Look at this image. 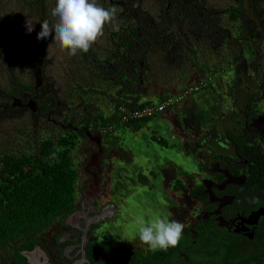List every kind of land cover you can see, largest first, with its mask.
Wrapping results in <instances>:
<instances>
[{
	"label": "rangeland",
	"instance_id": "374dc122",
	"mask_svg": "<svg viewBox=\"0 0 264 264\" xmlns=\"http://www.w3.org/2000/svg\"><path fill=\"white\" fill-rule=\"evenodd\" d=\"M253 1L232 18L234 0H97L117 9L119 31L106 25L73 56L52 37L37 39L40 22L58 19L56 0H0V166L68 138L78 171L73 211L34 236L38 263L89 264L83 239L106 234L113 249L104 264L126 249L146 256L155 251L140 241L138 218L166 216L192 236L197 219L228 203L213 190L244 177L222 165L244 160L227 134L264 135L253 124L264 126V0L257 13ZM20 83L38 92L41 110L27 90L8 97ZM167 97L170 105L136 127L118 119L120 106ZM18 247L0 250L1 260Z\"/></svg>",
	"mask_w": 264,
	"mask_h": 264
},
{
	"label": "trees",
	"instance_id": "16d2710c",
	"mask_svg": "<svg viewBox=\"0 0 264 264\" xmlns=\"http://www.w3.org/2000/svg\"><path fill=\"white\" fill-rule=\"evenodd\" d=\"M259 1H253L256 13ZM242 6L243 0H234L230 5L232 18L244 15ZM26 90L34 96L41 110L43 104L32 85L20 83L19 89H11L7 94L9 98L20 97ZM145 104L153 103L144 102L137 107ZM137 125V120L127 122L129 127ZM227 135L245 163L222 165V168L229 175H243L244 184L229 183L222 190H215L218 196L232 197L224 208L223 218L231 212L246 215L264 206V135L257 132L244 136L229 132ZM68 143V138H60L56 143L46 139L33 155L3 157L0 166V250L15 243L19 247L8 260L2 261L0 254V264H30L23 251L40 245L34 236L73 211L78 171L69 154ZM192 230L194 235L183 234L177 247L146 256L126 249L112 256L108 264H264V214L258 219L252 237L219 226L212 216L197 219ZM112 245L109 234L103 235L100 242L88 240L84 245L85 258L89 264H104L102 259L110 256ZM179 253H184L186 258H178Z\"/></svg>",
	"mask_w": 264,
	"mask_h": 264
},
{
	"label": "clouds",
	"instance_id": "9594fccd",
	"mask_svg": "<svg viewBox=\"0 0 264 264\" xmlns=\"http://www.w3.org/2000/svg\"><path fill=\"white\" fill-rule=\"evenodd\" d=\"M51 16L58 18L57 21L52 25L47 20L40 22L37 39L52 37L61 49L68 50L73 56L87 53L103 37L106 25L119 31V25L115 23L117 9L114 6L106 9L97 0H56ZM26 27L31 32L35 23L28 20ZM136 222L140 241L152 251L177 247L185 228L182 222L169 220L166 216L140 217Z\"/></svg>",
	"mask_w": 264,
	"mask_h": 264
},
{
	"label": "flooded vegetation",
	"instance_id": "af4514ba",
	"mask_svg": "<svg viewBox=\"0 0 264 264\" xmlns=\"http://www.w3.org/2000/svg\"><path fill=\"white\" fill-rule=\"evenodd\" d=\"M260 121H261L260 119L256 120L253 124L256 127H259V129L262 130V132L264 133V126H262ZM232 156L234 158L238 157L237 154L234 151L232 152ZM225 175H228V174H225ZM229 183L237 186V184L234 183V182H221L220 183V187L219 188H215L213 190L214 194L216 195L215 190H222L224 185L225 184H229ZM237 183L239 184V181ZM240 184L243 185L244 184V180ZM216 196L217 197H222V196L225 197L227 199L225 201L228 202V203L226 202L227 204H230L229 202H231V200H232L231 196H227V195H222V196L216 195ZM227 204H225L224 206H223V204H221L222 205L220 207L221 209H218V211L215 212L214 214H211V215L209 214V216H212V219L215 220L216 222H218L219 226L225 227L227 230H230L232 232H238V233H241V234H243L245 236H248L249 234H253L254 227L257 224L258 219L264 214V206H258L255 209H252L251 211H249V213L246 214V215L237 212V213H233L229 218H223L222 217L223 216L222 213L224 212V208H225V206H227ZM262 210H263V213H262ZM256 212H259V214L257 215V218L255 219V222L249 223L251 221H248V219H250L251 214L256 213ZM219 218L222 219V221L218 220ZM241 219L242 220L245 219L246 221L242 222ZM223 221L224 222L225 221L228 222L231 226L227 228L226 226H224V224H223L224 222ZM85 243H86V240L84 241V239H83L82 244L85 245ZM84 245H83V248H84ZM181 254L183 255V258L185 259L186 255L184 253H181ZM31 257H33V256H31ZM178 258H179V256H178Z\"/></svg>",
	"mask_w": 264,
	"mask_h": 264
},
{
	"label": "built area",
	"instance_id": "2783aa9c",
	"mask_svg": "<svg viewBox=\"0 0 264 264\" xmlns=\"http://www.w3.org/2000/svg\"><path fill=\"white\" fill-rule=\"evenodd\" d=\"M171 103H172L171 99H166V100H163L162 102H160L158 104H145L142 107L136 106V107L130 108V107H125V106H120L119 112H118V114H119L118 119L121 123H124V122H128L130 120L151 117L155 113L163 111ZM262 213H263V210H262ZM258 214H259V212L251 214L250 219H248V221H251L249 223L255 222V219L257 218ZM218 220L222 221V219H220V218ZM243 221H246V220L243 219L242 222ZM223 224L227 228L231 226L226 221Z\"/></svg>",
	"mask_w": 264,
	"mask_h": 264
},
{
	"label": "water",
	"instance_id": "95a60500",
	"mask_svg": "<svg viewBox=\"0 0 264 264\" xmlns=\"http://www.w3.org/2000/svg\"><path fill=\"white\" fill-rule=\"evenodd\" d=\"M229 178V176H228ZM230 179H236L234 177H231ZM85 241V239H84ZM83 245L82 244V254H81V257L84 258V248H83ZM40 253H42V250L39 248L38 245H35L34 248L32 250H29V251H23V254L24 256H26L27 258V261L30 263V264H44L43 262L42 263H38L36 260H37V255ZM35 253V256L34 257H31V254ZM85 261V260H84Z\"/></svg>",
	"mask_w": 264,
	"mask_h": 264
},
{
	"label": "bare ground",
	"instance_id": "6f19581e",
	"mask_svg": "<svg viewBox=\"0 0 264 264\" xmlns=\"http://www.w3.org/2000/svg\"><path fill=\"white\" fill-rule=\"evenodd\" d=\"M170 99V98H169ZM172 99V98H171ZM142 119V118H141ZM135 120H138V119H135ZM140 120V119H139ZM34 255H35V253H33V254H31V256H33L34 257Z\"/></svg>",
	"mask_w": 264,
	"mask_h": 264
},
{
	"label": "crops",
	"instance_id": "0c3cea01",
	"mask_svg": "<svg viewBox=\"0 0 264 264\" xmlns=\"http://www.w3.org/2000/svg\"><path fill=\"white\" fill-rule=\"evenodd\" d=\"M168 98H170V97H168ZM168 98H167V99H168ZM171 98H172V97H171ZM138 121H139V120H138ZM138 121H137V122H138Z\"/></svg>",
	"mask_w": 264,
	"mask_h": 264
}]
</instances>
